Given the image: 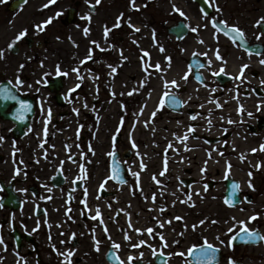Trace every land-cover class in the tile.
Instances as JSON below:
<instances>
[{
  "label": "flooded vegetation",
  "instance_id": "1",
  "mask_svg": "<svg viewBox=\"0 0 264 264\" xmlns=\"http://www.w3.org/2000/svg\"><path fill=\"white\" fill-rule=\"evenodd\" d=\"M169 1L175 2L186 15L181 16L171 5L163 12L165 79L177 80L180 87L166 88L163 83L161 99L168 91L184 103L173 105L178 107L174 112L165 99L164 116L168 126L164 141L167 147L170 143L173 145L168 149L179 150L181 162L186 166L181 183L183 180L191 182L193 187H197L196 192L209 196L210 203L216 208L218 225L212 226V237L215 238L210 242L220 248L218 264H229V258L237 264H264V241L228 244L229 237L233 235L228 229L235 227L238 230L241 227L238 221H245L250 228L264 234V151L260 150L264 145V64L260 63L264 59V36L257 39L264 28L256 26V21L264 17V0H215L222 11L213 8L209 0L202 3L198 0ZM101 2L94 9L88 0H56L53 4H49V0H27V3L24 0H4L0 3V49L4 50V57L0 58V84H7L18 97L26 98L21 100L30 104L34 111L33 116L27 112L26 119L18 120L16 110L19 102L0 99V136L4 138L0 140V203L3 204L0 207V235L7 245L5 248L0 244V264H64V257L58 255V250L65 252L69 249L75 253L73 264H119L116 256L128 264L130 255L135 257L131 264H162L164 260L168 264H187V255L177 254L186 253V250L170 246L163 248L160 239H151L148 244L153 245L157 253L163 248L164 256L153 255V250L147 245L127 249V241L122 240L120 215L89 201L90 194L83 191L85 181L82 179L71 181L65 174L59 187V170L52 168L56 162L53 155L56 134L84 130L81 119L89 111V100L94 107L102 105L103 101L76 99L80 89L65 93L59 103L48 89V83H38L44 79L45 73H49L48 82L56 77L50 75L44 58L71 54L73 63L80 48L91 39L104 36L105 9L100 6ZM201 4L207 6L203 8ZM58 12L61 15L57 16ZM204 12L208 13L207 18ZM89 13L90 22L86 19ZM49 17L53 18L52 22L44 31H38L35 25L42 24ZM213 18L239 25L246 33L251 54L244 46L233 44L231 38L222 32L218 33L217 41L214 37L216 29L210 23ZM197 26L198 31L193 32L191 28ZM85 28L90 29L88 35L84 34ZM172 28L178 29L175 35L171 34ZM24 29H27V35L9 49V43ZM103 46L90 49L93 58L83 63L86 69L94 67L98 58L106 54ZM217 48L227 60L225 71L228 75L213 74L223 63L215 56ZM205 52L207 56L200 55ZM168 56L172 58L170 68L165 59ZM209 58L211 65L207 63ZM243 64L249 65L244 76L234 79ZM149 72L151 75H146L153 77V72ZM186 73L189 74L187 81L182 79ZM18 75L25 81L19 89L15 87ZM9 81L12 83L8 84ZM43 90L49 92L51 99L42 96ZM240 105H243V112ZM192 115L197 118L191 119ZM189 126H193L195 131L189 133ZM186 133L189 150L177 139ZM84 141L85 137H81L77 145L81 159L88 150ZM115 141H118V146L123 144L121 135ZM121 152L123 156L124 150ZM74 160L77 162L78 159ZM205 162L207 171L202 172ZM228 162L232 165L231 174L225 178ZM17 168L21 169L19 175L16 174ZM128 179L131 181L129 175ZM250 179L254 188L248 184ZM234 182L240 184L241 190L235 206H228L225 201L231 197ZM205 185L208 186L207 191L204 190ZM97 208L103 224L100 217L92 219ZM254 213L260 214L258 219L249 221ZM105 225L108 232L104 231ZM73 233L75 239H72ZM217 236L225 243L221 244ZM93 237L101 242L99 251ZM113 242L121 247L114 248ZM140 253H143L142 258Z\"/></svg>",
  "mask_w": 264,
  "mask_h": 264
},
{
  "label": "rangeland",
  "instance_id": "2",
  "mask_svg": "<svg viewBox=\"0 0 264 264\" xmlns=\"http://www.w3.org/2000/svg\"><path fill=\"white\" fill-rule=\"evenodd\" d=\"M101 1L100 6L105 9L106 25L112 29L107 38L104 35L98 39H91L77 51L79 56L73 63L71 54L44 58L46 61L44 64L48 65L51 76L55 75L57 64L62 71L69 73L68 76H64V93H72V89L75 91L81 89L76 99H101L103 101L102 105L94 107L92 101L89 100V111L81 119L85 127L84 130L79 133L71 130L56 134L53 150L56 162L52 168L53 170L65 168L68 172L66 175L71 181L80 177L82 166L87 169L83 191L86 189L89 192V201L95 203V206L121 214L119 220L122 228V240H126V233L132 238L131 242L126 240L125 247L127 249H133L130 247V243L136 244L140 240L149 242L151 239H159L158 234H163L170 247H179L187 251L193 244L203 243L205 237L209 241L215 238V236L212 237V226L218 224L213 223L217 219V213L216 208H213L210 203V197L202 192H196L197 187H192L189 192L185 191L181 179L186 166L184 167L181 162L179 150L168 149L167 142L164 141L167 139L166 127L168 124L167 118L164 116V107L161 109L158 105L161 101L166 73L162 70L166 68V64L160 46H163L164 40L163 12L169 5L173 6L175 2L135 0L137 7L133 8L132 0ZM94 2L95 0H92V3ZM121 14H123L122 17ZM118 17H121L119 21ZM118 23L119 27H113ZM132 25L139 28L140 31H135ZM153 30H155V40L153 39ZM92 41L99 42L101 47L104 45L102 49L106 54L98 58L94 67L86 69L81 61H85L90 49L96 46ZM141 49L150 54L152 65L157 62L161 65V70L154 67L149 68V71L153 72V77H148L143 70L144 67H147L148 60L141 61L140 57L143 55ZM121 50L127 60L122 59ZM109 65L115 67L117 71L112 72V67ZM77 67L83 76L82 81L73 71ZM90 74L96 76L97 80H92L94 77ZM145 80L148 82L146 83ZM114 81H118V83ZM77 84L80 85L78 88ZM133 89H137V91L133 92ZM113 92L115 96H113ZM151 95H154L155 103L146 109ZM42 96L51 99V95L46 90H43ZM153 112L156 113L154 117L152 116ZM122 121L123 123H121ZM145 121H148L147 125ZM66 122L63 121L67 124ZM116 135L122 137L123 144L120 146H116L114 143ZM81 137L86 139L84 144H86L88 152L83 159L77 160V162L79 161L77 164L73 159L79 156L77 145ZM133 141H135V147ZM116 148L120 151L132 152L131 158L126 160L131 182L120 188H115L110 178L112 156L109 153H112ZM165 158H167L168 170L164 175H160L164 169ZM141 161L147 166L146 168L141 167ZM134 172L140 173L139 181L133 175ZM154 175L161 183H156L153 179ZM105 181L107 183H104ZM102 184H104L103 188L109 192L119 189L117 195L113 198L102 199L99 196ZM144 187L159 189L160 194L155 196V201L151 196H148V190H142ZM187 193L192 194L195 207H192L190 202H182L187 199ZM169 197L172 199L169 200ZM145 204L150 205L149 211L145 209ZM170 210L174 217L181 216L183 219L179 222L174 221L172 224L167 223L171 218L168 215ZM161 219L166 221L163 228L160 227ZM200 220H206V222L199 225ZM193 224L199 226L193 230ZM136 228L141 230L152 228L154 231L152 236H149L146 231L137 233ZM173 241H179V243H173Z\"/></svg>",
  "mask_w": 264,
  "mask_h": 264
},
{
  "label": "snow or ice",
  "instance_id": "3",
  "mask_svg": "<svg viewBox=\"0 0 264 264\" xmlns=\"http://www.w3.org/2000/svg\"><path fill=\"white\" fill-rule=\"evenodd\" d=\"M4 0H0V3H3ZM25 3H27V0H24ZM56 0H49V4H53L55 3ZM90 6L94 9L95 8V5H98L101 0H95V3L93 4L92 3V0H88ZM209 3L210 5L217 9L218 11H222V9L219 8V5L215 2V0H209ZM49 5H44V7H48ZM132 7L133 8H136L137 5L135 4V0H132ZM173 9L175 12H178L181 16H185L186 14L178 7L176 6L175 4L173 5ZM61 15L60 12L57 13V16ZM123 14H121V17H122ZM204 16L205 18H207L208 16V13L207 12H204ZM121 17H118V21L121 19ZM52 17H49L48 20L42 22V24H38V25H35V28L38 30V31H44L46 26L48 24H50L52 22ZM86 19L90 22L91 21V13L88 14V16L86 17ZM129 24H130V18H129ZM210 23L212 24L213 28L216 29V32H214V37L217 39V41L219 40V35L218 33H223L224 35L228 36L231 38L232 40V43L233 44H238V45H242L245 47L246 50H249L248 49V46H247V40H246V33L245 31L239 26V25H230L228 24V22L226 20H219L217 18H213L211 19ZM119 23L114 25L113 27H119ZM256 26L257 27H261V28H264V17H261L259 20L256 21ZM132 27L135 29V31H140L139 28H136L134 25H132ZM205 27H207V25H205ZM198 28L199 26L197 27H193L191 28V30L193 32H197L198 31ZM112 29L109 28L107 25H105V29H104V32H105V38H107V35L108 33L111 31ZM90 32V29L89 28H85L84 29V34L85 35H88ZM27 35V29H24L22 31H20L16 36L15 38L12 40V42L9 43L8 45V48L11 49V48H14L17 44V42H19L21 39H23L25 36ZM261 36H264V31H262L261 33L258 34L257 36V39H260ZM155 30H153V39L155 40ZM59 39V37H58ZM201 43H203L204 41L201 40L200 41ZM75 43V42H73ZM93 44H95L97 47H100L99 45V42L97 41H92ZM138 43V42H137ZM141 51L143 52V55L140 57L141 61H145L146 58L148 60V65L147 67H144L143 70L145 73H147L148 75H151V73L149 72V68H152L154 67L155 69L157 70H161V65L157 62L155 65H152L150 63V54L144 50V49H141ZM160 51L163 52L165 51V49L163 48V46L161 45L160 46ZM249 53H250V50H249ZM251 54V53H250ZM194 55H196L194 53ZM200 55H204V56H207L208 53L205 52V53H201ZM215 56L217 57V59L221 60L223 63H222V66L220 67V69L218 71H215L213 74L215 76H220L221 73H223L224 75H228V73L225 71V66L227 64V60L220 54V51H219V48L216 49L215 51ZM4 57V50L3 49H0V58H3ZM121 57L122 59L124 60H127V57H124L123 56V50H121ZM93 58L92 56V52L91 50L89 51V54L86 56L85 60H91ZM30 59V57H29ZM166 61H168V68L171 67V60L172 58L170 56L168 57H165ZM85 61H81V63H84ZM208 65H211L212 64V60L209 58V60L207 61ZM261 64H264V59H261L260 61ZM41 66H43V61H41ZM201 67H203L204 65H200ZM24 67V65H20V69L22 70ZM109 67H112L111 65H109ZM249 67L248 64H243L241 65V70H240V73L239 75L233 77L234 79H241L243 76H244V70L247 69ZM74 72L77 73L78 75V79L79 80H83V76L80 74V69L77 67V68H74L73 69ZM117 69L115 67H112V72H116ZM162 71H167V68L163 69ZM68 72L67 71H62L59 64H57L56 66V70H55V75L56 76H68ZM49 75V73H45L44 74V79L41 80V81H38V83H42V84H47L48 83V80H47V76ZM188 75L189 74H185L182 79L187 81L188 79ZM197 79L198 80H201V77L197 76ZM146 82V80H145ZM12 81H9L8 84H11ZM25 83L24 80H22L20 78V76L18 75L16 77V80H15V87L16 88H21L22 85ZM164 84H165V87L166 88H171V87H175V88H179L180 87V84L178 83L177 80L173 79L171 81L165 79L164 81ZM80 85L77 84L76 87L78 88ZM72 91H75V89H72ZM137 91V89H133V92ZM213 91H215V89H213ZM123 94V93H122ZM131 94V93H129ZM150 95V94H149ZM113 96H115V93L113 92ZM0 99H3L5 101H9V100H15V101H18L19 102V108H17L16 110V119L18 120H24L26 119V116H25V113L31 111V105L28 104L25 100H21L19 99V97L16 95V93L12 90L11 87H8L7 84H0ZM165 99H167L171 104L173 105H178V104H182L184 103L183 101L179 100L178 97L175 95V94H172L168 91H165L164 94H163V98L161 99L160 101V104L158 105L159 108H163L165 106ZM217 105L218 106H221L219 105V102L216 101ZM43 107V106H41ZM201 107H203V105H201ZM222 107V106H221ZM78 112V110H76ZM240 111L243 112L244 109H243V105H240ZM155 112L152 113V116L154 117L155 116ZM249 115H251V113H249ZM197 117L196 115H192L191 116V119L195 120ZM48 119L50 120L51 119V109L48 110ZM230 123L232 121H229ZM123 123V121L121 122ZM148 121H145V124L147 125ZM209 123H211V121L209 120ZM195 131V128L193 126H189L188 128V132L191 133V132H194ZM47 132V129H45V133ZM175 135V134H174ZM4 138L2 136H0V140H3ZM115 139V138H114ZM177 139L180 140L182 143H185V149L186 150H189L188 149V146L186 144V141L189 139V136L188 134L186 133L183 137H180V136H177ZM133 146L135 147V141H133ZM169 148H172L173 145L170 143L168 145ZM260 150L264 151V145H261L260 146ZM178 151V150H177ZM253 152H256L257 149H252ZM110 156L113 157V159H115V156H116V153L115 151H113L112 153H109ZM221 155H223V153H221ZM209 157L211 158V152H209ZM46 158V157H45ZM244 159V156L241 155V160ZM21 163H23V161H21ZM141 167L142 168H146L147 166L143 164V161H141ZM231 168H232V165L230 162H228L227 164V168L225 170V178H227L230 174H231ZM167 158H165V161H164V169L163 171L160 173V175H164L166 172H167ZM21 169L17 168L16 169V174L19 175ZM202 172H206L207 171V162H205V166L201 169ZM82 173L84 174L83 176L81 177H77V179H84L86 178V174H87V169L86 168H82ZM133 175L137 178V181H139V176H140V173L139 172H134ZM253 174L252 172L250 171L249 172V176L251 177ZM111 179H114V180H120L121 183H125L126 181H124L122 179V177L120 176V168L114 164L113 168H112V176L110 177ZM153 179L156 181L157 184L161 183V181L157 180L155 175L153 176ZM104 183H107V181H105ZM248 184L250 187H253L254 188V185H252V181L251 179L248 181ZM101 187L103 188L104 187V184L101 185ZM207 188L208 186L205 185V191H207ZM232 188V193H231V197L229 199H227L225 201V203L228 205V206H235V202H236V198L238 196V193L240 192V184L239 183H236L234 182L231 186ZM26 191V190H24ZM85 193L87 194V190L85 189ZM187 199L185 201H182L184 203H189L191 204L192 207H195V201L192 200V194L191 193H187ZM147 199V197H145ZM156 197L155 195L152 196V200L155 201ZM247 199V198H245ZM84 204H85V207H87V200L85 199L84 200ZM3 204L0 203V207H2ZM109 207H111V205H109ZM69 211H71V209H69ZM259 213H254L252 216H250L248 218L249 221H256L259 217ZM97 217H100V222L103 224L104 221H103V218H102V215H101V212H100V209L97 208L96 210V216H93L92 219H97ZM175 219L177 220H182L183 218L182 217H175ZM233 220H235V217L232 218ZM206 222V220H200L199 221V225H203L204 223ZM129 223L131 224V221L129 220ZM167 223L171 224L172 221L171 220H168ZM213 223H217V221H213ZM238 224L241 225V227L237 230L235 227H232V228H229L228 229V232L229 233H233V235H231L229 237V241H228V244L229 246H234V242L239 239L241 241H244V242H259V241H264V234H261L259 233L257 230L255 229H252L248 226V223L245 222V221H238ZM199 225L197 224H193L192 225V228L193 230H195ZM160 227L163 228L164 227V223L161 222L160 223ZM185 228H187V225H185ZM94 231V230H93ZM104 231L105 232H108V228H107V225L104 226ZM135 231L137 233H143L144 231L147 232V234L149 236H152L153 234V231L154 229L152 228H147V229H144V230H141L139 228H136ZM159 235V239L161 241H163V248H167L169 247V244H168V241L166 240V238L164 237L163 234H158ZM181 235H183V233H181ZM109 239H111V236L108 237ZM155 238V237H153ZM72 239H75V233L72 234ZM93 239L95 240V247H96V250L99 251L100 250V241L98 239H96L95 237H93ZM125 239L128 240L129 242H131V236L128 235L127 233L125 234ZM217 240H220V237L217 236L216 237ZM173 243H179V241H173ZM220 243L221 244H224L225 241L223 240H220ZM0 244H4L5 248H7V245L5 244L4 242V238L2 235H0ZM144 245H147L149 248H151L153 250V255H157L159 254L160 256H164L166 255L163 251V248H161L159 250V253H157V250L153 247V245L151 244H148V241L147 240H140L138 243L136 244H131L130 243V247L132 248H139V247H142ZM53 248H55V244L52 245ZM113 247L116 248V249H119L121 247V245L119 243H116V242H113ZM220 253V248L217 247L216 245H214L213 243H211L206 237L203 239V243L200 244V245H196V244H193L188 250L187 252H179L177 253L178 255L180 256H189V257H194L195 258V264H218V254ZM74 251L69 249L65 252H59L58 250V255L64 257V264H73L72 262V257L74 256ZM140 257L142 258L143 257V253H140ZM115 259L117 261H119V264H125V262L119 257V256H116ZM135 259V257L133 256H129L128 257V264H131V262ZM162 264H168L167 260H164L162 262ZM229 264H237V262L232 259V258H229Z\"/></svg>",
  "mask_w": 264,
  "mask_h": 264
},
{
  "label": "bare ground",
  "instance_id": "4",
  "mask_svg": "<svg viewBox=\"0 0 264 264\" xmlns=\"http://www.w3.org/2000/svg\"><path fill=\"white\" fill-rule=\"evenodd\" d=\"M114 82L115 83H118V81H114ZM154 103H155L154 95H151V97L149 98V101L147 103V106L145 108L147 109V107H152L154 105ZM142 190H146V191L148 190V196H151V197L153 195L156 196V195L160 194L159 191H158L159 189H154V188H149V187L146 188V187H144V188H142ZM170 199H172V197H169V200ZM145 209H147L149 211L151 209L150 208V205L149 204H145ZM168 215H170L171 218L169 220H171L172 222H174V221H178V222L181 221V220L175 219V217L171 213V210L168 212ZM176 217H181V216H176ZM160 222H163L164 224L166 223V221H163L162 219L160 220Z\"/></svg>",
  "mask_w": 264,
  "mask_h": 264
},
{
  "label": "water",
  "instance_id": "5",
  "mask_svg": "<svg viewBox=\"0 0 264 264\" xmlns=\"http://www.w3.org/2000/svg\"><path fill=\"white\" fill-rule=\"evenodd\" d=\"M53 85H55V86H53ZM53 87H54L55 89H54ZM61 88H62V82H61L60 79H58L54 84H52V90H56V91H57V99H60L59 92H60ZM114 164L117 165V166L120 168V176H121L122 179L124 180L125 171H124V169L118 164V162H117V155L115 156V159H113V161H112V168H113ZM118 181L120 182V180H118ZM124 181H125V180H124ZM190 259H191L192 262H193L192 264H195V258H194V257H190Z\"/></svg>",
  "mask_w": 264,
  "mask_h": 264
}]
</instances>
